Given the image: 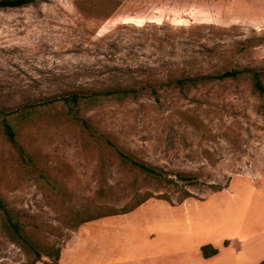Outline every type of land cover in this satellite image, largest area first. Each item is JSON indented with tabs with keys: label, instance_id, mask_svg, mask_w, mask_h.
<instances>
[{
	"label": "rangeland",
	"instance_id": "374dc122",
	"mask_svg": "<svg viewBox=\"0 0 264 264\" xmlns=\"http://www.w3.org/2000/svg\"><path fill=\"white\" fill-rule=\"evenodd\" d=\"M81 1L90 2L0 8V110L133 84L143 75L106 73L105 64L147 67L152 84L227 69L257 71L264 84V0H97L105 11L99 18L80 10ZM249 75L82 102L79 114L92 134L66 119L63 108L43 107L15 122L24 160L0 129V197L40 245L60 247L57 264H184L201 257L203 245L228 246L241 199L264 200V95ZM105 139L173 181L144 175ZM176 172L199 182L178 181ZM214 184L228 190L213 192ZM180 188L195 197L174 205L151 198L126 214L74 229L67 223L77 211L119 207L137 190L174 201ZM34 257L0 214V264H31Z\"/></svg>",
	"mask_w": 264,
	"mask_h": 264
},
{
	"label": "trees",
	"instance_id": "16d2710c",
	"mask_svg": "<svg viewBox=\"0 0 264 264\" xmlns=\"http://www.w3.org/2000/svg\"><path fill=\"white\" fill-rule=\"evenodd\" d=\"M40 0H0V8H17L22 7L28 4H34ZM76 6L85 11V13H91L96 18H99L100 15H103L105 11H101L98 7L99 4L97 0H90L89 4L84 1L76 2ZM104 72L112 73L118 72L124 74L125 72L131 73H142L143 75H139V80L134 81V83H125L116 84L115 87H107L103 89H94L90 92L84 91H70L65 94H55L51 96L44 97L40 101H29L26 104H20L14 108L9 110H0V129L7 139V141L17 149L19 155L23 157L24 160V151L17 139L16 130H15V122L19 120H26L33 117V115L39 110H44L43 107L55 108L61 107L64 109V114L66 119L71 122L77 123L83 130L86 132H90L91 134L94 132L92 129V124L86 119L80 116L79 114V105L82 102H95L100 101L101 99H106L109 97H113L114 99H127V97H136L141 91L148 94H155L157 87H178L185 88L189 86H195L199 80L206 79H234L239 77L244 72H249V77L251 80L252 89L259 94L264 95V84L261 80L260 73L257 71H251L248 69H227L215 75H202L199 77H183V78H175L167 81L161 80L155 84H152L148 79L151 76V69L144 66H137L135 70H131L128 67L124 70L121 66L111 67L107 64L103 65ZM137 71V72H135ZM148 73L144 79V75ZM137 80V79H136ZM107 145L110 146L112 151L116 152L119 157L126 163L132 165L136 170L140 171L144 175L148 177H152L155 179H162L167 181H173L172 178L167 177V172L164 170L151 166L147 164L145 161H140L132 156L125 154L114 142L110 139H105ZM178 181H188L199 182V178L194 174L185 175L183 173L176 172L174 174ZM176 184V183H175ZM211 191L216 192L220 191L223 188L227 187V185L214 184L209 185ZM180 192L177 197L173 201L171 197L166 193H155L154 191H135L129 200L125 202L123 205L119 207H105L104 205H98L92 212H88V210H83L82 213L77 211L70 216L68 220V226L71 229L77 228L85 222L90 220H94L97 218L105 217V216H113L126 214L133 211L139 205L147 201L151 198L163 199L168 201L170 204L174 205L177 203H181L185 201L187 198L195 197V195L185 189L180 188ZM199 199H201L199 197ZM81 210V209H80ZM73 211V210H72ZM0 214L5 217V224L10 228L12 239L18 243L26 252L34 253L35 257L31 261V264H34L37 261H42L43 257L50 258L53 260V264H57V260L60 256V247L55 246L52 243H46V245L42 246L40 243L33 238L30 234V230L28 229L29 225L25 224L21 218L15 217L10 209L7 207L6 202L3 198L0 197ZM218 252V249L214 248L210 244H206L201 246V254L204 258H208ZM260 264H264L263 262Z\"/></svg>",
	"mask_w": 264,
	"mask_h": 264
},
{
	"label": "crops",
	"instance_id": "0c3cea01",
	"mask_svg": "<svg viewBox=\"0 0 264 264\" xmlns=\"http://www.w3.org/2000/svg\"><path fill=\"white\" fill-rule=\"evenodd\" d=\"M228 190V186L224 188ZM231 194H236L231 192ZM264 194H260L263 197ZM244 206L234 213L232 224L235 234L230 236L228 246L218 247L214 244L218 252L208 258L203 256L194 258L184 264H260L264 263V200L262 198L255 200L241 199ZM171 224V223H170ZM172 225V224H171ZM167 234L172 233L171 228ZM171 235V234H170ZM168 240V237L165 238ZM166 242L165 245H170ZM156 256L149 257V262ZM149 264H158L156 261Z\"/></svg>",
	"mask_w": 264,
	"mask_h": 264
}]
</instances>
